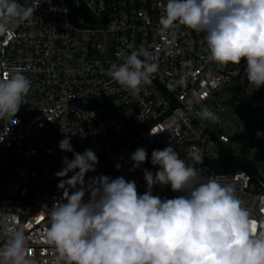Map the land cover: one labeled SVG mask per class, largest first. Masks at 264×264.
Masks as SVG:
<instances>
[{
	"label": "built area",
	"instance_id": "built-area-1",
	"mask_svg": "<svg viewBox=\"0 0 264 264\" xmlns=\"http://www.w3.org/2000/svg\"><path fill=\"white\" fill-rule=\"evenodd\" d=\"M74 1L87 17L75 19L69 0H18L25 7L40 5L29 20L0 35V80L19 71L31 81L28 102L14 118L18 123L9 126L0 142V217L10 216V228L23 226L31 264H66L45 242L47 207L62 197L55 173L64 167V157L73 159V153L58 147L65 136L75 152L91 149L98 156L96 171L87 173L86 180L101 174L123 176L136 182L140 194L146 191L143 169L158 170L151 164L154 149L171 145L188 165L195 163L193 154H199L203 164L196 167L234 185L257 231L263 230L264 171L242 162V170L219 174L211 166L223 147L242 161L255 157L260 143L255 140L264 145V135H234L224 123L228 101L259 112L264 120V86L251 91L246 60L225 68L207 59L203 34L182 25L162 31L159 18L166 0ZM141 47L158 67L151 83L133 94L107 70L112 63H122L117 52ZM182 76L185 82L177 85ZM204 107L218 115L217 123L199 117ZM4 130H9L7 122L5 129L0 122V134ZM138 147L145 148L148 157L130 171L129 157ZM153 194L181 195L159 185ZM5 242L0 235V246Z\"/></svg>",
	"mask_w": 264,
	"mask_h": 264
},
{
	"label": "clouds",
	"instance_id": "clouds-1",
	"mask_svg": "<svg viewBox=\"0 0 264 264\" xmlns=\"http://www.w3.org/2000/svg\"><path fill=\"white\" fill-rule=\"evenodd\" d=\"M39 5L0 0V35L29 20ZM162 8V31L182 25L203 34L210 62L226 68L246 60L251 91L264 86V0H166ZM116 55L122 63L107 70L113 81L133 94L151 83L158 66L145 48ZM184 82L182 76L176 84ZM30 89L31 81L19 71L0 80V122L9 128L0 134V142L9 126L18 123L14 118L28 102ZM198 115L219 121L208 107ZM262 135L257 132V137ZM58 147L73 153V159L64 157V167L55 173L62 197L46 206L50 227L45 242L66 264H264V230L257 231L234 185L196 167L203 164L201 155L193 154L195 163L188 165L171 145L154 149L151 164L158 170L143 169L146 191L140 194L136 182L123 176L101 174L86 180L87 173L96 171L98 156L91 149L75 152L69 136ZM147 157L146 149L138 147L130 154V171ZM156 185L170 186L181 195H154ZM9 221L8 215L0 217V235L6 240L0 246V264H31L23 226L10 228Z\"/></svg>",
	"mask_w": 264,
	"mask_h": 264
},
{
	"label": "rangeland",
	"instance_id": "rangeland-1",
	"mask_svg": "<svg viewBox=\"0 0 264 264\" xmlns=\"http://www.w3.org/2000/svg\"><path fill=\"white\" fill-rule=\"evenodd\" d=\"M25 75L28 79L29 76ZM224 106L227 108L228 116L225 119L224 123H227V129L229 133L234 135H240L241 133L250 132L251 135H254L257 132H264V120L261 119V114L256 111H245L241 108L235 106L234 101H228L224 103ZM259 145L255 150V157L245 158L242 160L244 166L251 170L258 172V170L264 171V145L261 143V139L258 138ZM256 164H259V167H256Z\"/></svg>",
	"mask_w": 264,
	"mask_h": 264
},
{
	"label": "trees",
	"instance_id": "trees-1",
	"mask_svg": "<svg viewBox=\"0 0 264 264\" xmlns=\"http://www.w3.org/2000/svg\"><path fill=\"white\" fill-rule=\"evenodd\" d=\"M69 4L72 9V15L75 19L82 16L87 17L84 11L76 6L74 0H69ZM211 166L213 170L219 174L233 173L243 169L241 159L225 147L221 148L219 160Z\"/></svg>",
	"mask_w": 264,
	"mask_h": 264
}]
</instances>
